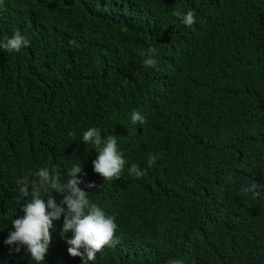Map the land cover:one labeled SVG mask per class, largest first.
Masks as SVG:
<instances>
[{
    "label": "trees",
    "instance_id": "16d2710c",
    "mask_svg": "<svg viewBox=\"0 0 264 264\" xmlns=\"http://www.w3.org/2000/svg\"><path fill=\"white\" fill-rule=\"evenodd\" d=\"M112 9H131L117 35ZM188 11L191 26L174 14ZM16 31L29 45L0 47V264H37L5 243L31 201L18 182L42 168L67 182L74 163L117 222L88 264H264V0H0V44ZM91 127L117 138L119 178L89 171ZM148 134L168 140L164 170L147 164ZM63 223L40 264H83Z\"/></svg>",
    "mask_w": 264,
    "mask_h": 264
},
{
    "label": "clouds",
    "instance_id": "9594fccd",
    "mask_svg": "<svg viewBox=\"0 0 264 264\" xmlns=\"http://www.w3.org/2000/svg\"><path fill=\"white\" fill-rule=\"evenodd\" d=\"M130 12L131 9L122 11L112 9L107 13L106 21L111 19L112 25L109 26L110 29L116 30L115 35L126 27ZM174 14L180 16L181 22L187 26H191L195 22L193 11H188L186 15H182L180 12ZM28 45V39L16 31L13 37L8 38L6 43L0 44V47L9 52L13 50L19 52L22 47ZM154 52L155 49H148V58L144 60L146 65H155V60L151 58ZM132 121L143 123V117L138 112H133ZM147 140L149 144L146 152L148 166L151 167L154 164L159 170H164L168 166V140L166 139L165 147L160 146L158 135L148 134ZM83 142L86 145L94 144L100 149L98 158L89 164V171L94 167L96 173L108 180L120 177L125 160L117 149L115 136L109 135L102 138L101 129L91 127L83 133ZM82 171L81 166L74 163L68 170L69 179L67 182H62L55 169L50 170L49 168H42L35 173L39 178L38 180L30 182L27 177L21 179L18 182L20 192L24 197L31 195V201L22 208L23 217L12 220L15 231L9 234L5 243L26 246L31 258L40 264L48 254L52 242L53 221L60 220L62 216L64 223L61 235L73 233V237L67 240V243L71 245L68 252L72 257H81L83 264H88V261H95L97 253L105 246L114 243V238L117 242L115 218L106 216L103 212L106 209H100L97 205L91 204L88 193L80 187L82 180L78 176ZM130 172L137 177L143 175L139 166L135 164L132 165ZM87 187L95 188L96 185L88 184ZM257 188L258 184L254 182L250 187L244 189V192L251 193L252 197L255 198L259 195ZM49 189L53 193L61 194L62 199L59 204L53 195L47 199L43 197L42 193L49 191ZM64 205L67 206L66 209L63 207ZM82 248L84 249L83 253L80 251ZM19 250V248L16 249L17 252ZM169 264H180V262L169 261Z\"/></svg>",
    "mask_w": 264,
    "mask_h": 264
}]
</instances>
